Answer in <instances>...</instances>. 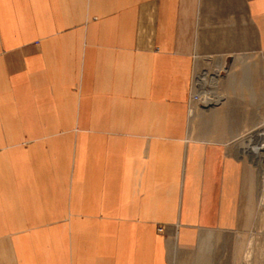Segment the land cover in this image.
Here are the masks:
<instances>
[{
  "label": "crops",
  "instance_id": "crops-1",
  "mask_svg": "<svg viewBox=\"0 0 264 264\" xmlns=\"http://www.w3.org/2000/svg\"><path fill=\"white\" fill-rule=\"evenodd\" d=\"M258 91L264 0H0V264H171L244 225L255 165L191 119L234 142Z\"/></svg>",
  "mask_w": 264,
  "mask_h": 264
},
{
  "label": "rangeland",
  "instance_id": "rangeland-1",
  "mask_svg": "<svg viewBox=\"0 0 264 264\" xmlns=\"http://www.w3.org/2000/svg\"><path fill=\"white\" fill-rule=\"evenodd\" d=\"M199 71L200 68L194 78V90L203 96V81L200 80L203 74L198 75ZM222 84L228 86L230 83L224 81ZM233 86L239 94L233 101L239 103L241 110H245L248 103L242 98L243 84L235 82ZM204 118L210 122L214 116L207 115ZM239 118L241 122L247 119V123H251L254 118L255 128L234 131V135L239 134L234 142H231L232 132L203 130V113L194 114L191 121L202 128L194 132L195 136L229 142L233 153H239L255 165V190H245L250 202V211L243 219L245 223L241 227L202 228L199 242L194 247L171 248V264H264V149H259L257 145L260 140L264 141V99L261 92H257L255 116L240 114Z\"/></svg>",
  "mask_w": 264,
  "mask_h": 264
},
{
  "label": "bare ground",
  "instance_id": "bare-ground-1",
  "mask_svg": "<svg viewBox=\"0 0 264 264\" xmlns=\"http://www.w3.org/2000/svg\"><path fill=\"white\" fill-rule=\"evenodd\" d=\"M200 80H202L203 81V75L201 76V78H200ZM210 102V101H209ZM258 148L259 149H261V150H263L264 149V141L262 142L261 140H260V142H258ZM256 148V147H255ZM264 158V157H263Z\"/></svg>",
  "mask_w": 264,
  "mask_h": 264
},
{
  "label": "built area",
  "instance_id": "built-area-1",
  "mask_svg": "<svg viewBox=\"0 0 264 264\" xmlns=\"http://www.w3.org/2000/svg\"><path fill=\"white\" fill-rule=\"evenodd\" d=\"M193 100L198 101V100H199V95H198V94H194V96H193ZM159 229H160L161 231H163V230H164V226H161Z\"/></svg>",
  "mask_w": 264,
  "mask_h": 264
}]
</instances>
